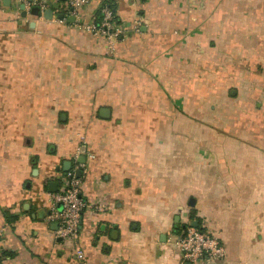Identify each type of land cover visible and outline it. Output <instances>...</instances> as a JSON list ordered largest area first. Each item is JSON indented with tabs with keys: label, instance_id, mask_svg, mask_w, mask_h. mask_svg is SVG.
Listing matches in <instances>:
<instances>
[{
	"label": "crops",
	"instance_id": "0c3cea01",
	"mask_svg": "<svg viewBox=\"0 0 264 264\" xmlns=\"http://www.w3.org/2000/svg\"><path fill=\"white\" fill-rule=\"evenodd\" d=\"M113 1L111 47L66 0H0V264H188L189 226L226 247L200 264H264V0ZM72 170L67 239L51 187Z\"/></svg>",
	"mask_w": 264,
	"mask_h": 264
},
{
	"label": "built area",
	"instance_id": "2783aa9c",
	"mask_svg": "<svg viewBox=\"0 0 264 264\" xmlns=\"http://www.w3.org/2000/svg\"><path fill=\"white\" fill-rule=\"evenodd\" d=\"M23 1L27 13H31L34 7H38L41 12L45 10V0ZM88 1L66 0V14L74 17V25L87 32L103 36L112 47L113 43L125 32V25L114 20V12L109 6L103 7V18L99 23L95 21V17L90 21L82 20L79 11ZM65 19L64 15L62 21ZM51 195L55 205L51 217L58 221L57 235L67 239L77 237L86 203L81 196V181L75 170L68 173L63 189ZM172 243L178 249L181 260L191 264H200L205 260L220 261L227 254L226 247L218 236L198 226L187 227L181 235L172 240ZM76 254L79 259L84 258V251L80 247H77Z\"/></svg>",
	"mask_w": 264,
	"mask_h": 264
},
{
	"label": "water",
	"instance_id": "95a60500",
	"mask_svg": "<svg viewBox=\"0 0 264 264\" xmlns=\"http://www.w3.org/2000/svg\"><path fill=\"white\" fill-rule=\"evenodd\" d=\"M21 8L24 10L25 9V3H22V5H21ZM31 13L33 14V15H39L40 13H41V11H40V9L38 8V7H34L33 9H32V11H31ZM23 15L25 16L26 15V11H24L23 12ZM44 16L47 18V19H51L52 17H53V9L52 8H49V9H47L46 11H45V14H44ZM58 17L59 18H63L64 17V14H60V15H58ZM70 19H72V21H74V17L72 16ZM107 109H104V110H102V115L103 116H108L106 113H108V110L106 111ZM66 164H68L69 166H70V161H66ZM81 173H80V171H78V175H80ZM56 185L57 183H51L50 185ZM58 190V187H57V185H56V187L55 188H52L51 187V191H53V192H56ZM188 264H191V263H188Z\"/></svg>",
	"mask_w": 264,
	"mask_h": 264
},
{
	"label": "trees",
	"instance_id": "16d2710c",
	"mask_svg": "<svg viewBox=\"0 0 264 264\" xmlns=\"http://www.w3.org/2000/svg\"><path fill=\"white\" fill-rule=\"evenodd\" d=\"M105 6H109V7H111V9L113 10L114 15H115L114 20H115L117 23H121V20L119 19L118 15H117V13H116L115 3H114L113 0H104V1L102 2L101 6L99 7V9L97 10V12H96L95 15H94V17H95V21H96L97 23H99V22L102 20V18H103V11H102V10H103V7H105Z\"/></svg>",
	"mask_w": 264,
	"mask_h": 264
}]
</instances>
